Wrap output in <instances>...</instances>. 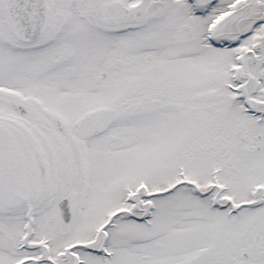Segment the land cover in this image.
Segmentation results:
<instances>
[{"label":"rangeland","instance_id":"rangeland-1","mask_svg":"<svg viewBox=\"0 0 264 264\" xmlns=\"http://www.w3.org/2000/svg\"><path fill=\"white\" fill-rule=\"evenodd\" d=\"M177 2L181 5L176 7L180 12L179 16L172 14L169 19L168 13H163L157 21H151L145 26L152 32L151 35L142 39L140 36V41L132 35L112 41L113 53L117 56L115 59L119 57L131 67L126 69L129 71L127 78L122 82L119 78L112 83L110 92H106L107 96L102 94L101 99L105 102H101L100 107L129 109L128 126H124L123 130L126 132L125 136L132 138V141L127 146L125 142L124 146L121 139L115 140L113 153L119 156L118 159L124 157L126 160L121 159L115 163V182L110 186L113 190L101 187L97 193L100 198L93 202L91 215L83 212L81 216H84L83 219L88 218V221L94 220L89 223L94 224L90 233L92 245H95L94 241H97L98 246L102 245V235H96L95 238L94 233L108 224L110 250L113 251L114 259L125 254L133 259L138 253L146 256L147 264H233L222 260L223 252L231 254L237 251L234 254L240 260L244 259L243 253L256 252L253 255L261 258L257 260V264H264V199L260 201L264 198V189L259 196L254 192L259 186L264 188V150L256 154L241 148V160H235L237 155L235 156L234 149L237 147L231 148L235 143L238 144L232 135L235 133L234 127L239 125L241 129H247L246 132L252 131L253 137L261 135L260 146L264 149V120L258 123L259 117L253 118L251 111L253 102H249L247 107L244 98H241L243 95L231 92L227 86L230 84L247 90L253 97V77L249 79V75H253V44L262 38V25L253 22V1L247 0L244 6L240 0H222L214 10L205 12V18L198 14L203 11V7L200 6L198 12H192L187 0ZM260 13L257 10V14ZM223 17L226 20L219 26L218 40L213 44L209 41V36L214 32V25ZM256 26L260 27L261 35L259 31L253 33ZM14 38L13 29L0 11V63L5 69L10 67L11 76L17 78L21 70L26 71L31 65L37 66V59L14 55L13 46H23ZM107 39L109 42L104 36L102 46L98 42L99 51L95 52V56L100 54L101 49H106L105 44L111 42ZM42 41L44 40L41 39L40 42ZM126 42L128 43L123 46ZM138 44H143L145 50L138 51ZM20 48L19 46L18 51ZM53 53L51 51V57ZM87 53L89 54L79 64L78 71L80 68L94 69V66L85 67L88 64L86 61L92 59L90 50ZM47 55L43 60L48 58ZM237 56H240L239 64L235 61ZM71 61L73 59L69 58L63 63L65 68H62L58 84L54 81L43 82L45 91L42 92L49 95L47 101L76 107L84 96L93 97L90 95L99 91L95 82L84 81V90L79 92L81 84L78 81L79 74L76 73L78 61L74 64ZM14 70L18 71L13 73ZM7 75L9 76V72L3 73V76ZM52 77L50 75L49 80ZM180 77L186 81L189 79L191 86L187 88V84L180 82ZM12 82L11 77L6 81L0 79V86L8 87ZM126 82H129L128 88L125 87ZM174 82L177 83L172 86L171 83ZM175 92L183 101L191 95L192 104L189 107H192L193 117H197L195 121L186 117L175 118L173 127L177 128V146L173 143L172 127L169 131L168 126L164 125L170 117L168 101L175 96ZM32 94L45 97L35 90ZM74 95L77 96L75 100L71 97ZM70 99L75 102L69 105L67 100ZM150 106L152 109L146 114L150 115L153 122L158 121L161 116V127L153 126L139 132L138 124L133 123L136 116L131 110L137 111L139 107L148 110ZM159 106L167 107V112L163 114L164 110ZM86 108L87 105L84 106ZM207 113L211 115L209 127L201 135L199 129L202 118H206ZM89 114L91 111L80 112L70 118L66 116V119L68 122H76ZM149 115L146 116V126L150 124ZM101 117L99 115L97 118ZM140 118L141 116L137 119ZM218 120L220 126L225 120V130L221 129L219 134L221 137L222 133L226 141L223 143L224 150L214 149L220 129L217 128ZM116 123L122 125L121 120ZM103 138L108 137L101 135L94 139L96 141H91L94 143L93 148L98 147L97 152H104L105 146H110V141L97 143ZM139 139L143 140L139 142ZM208 154L210 159L207 161ZM221 165L224 166L222 171L225 176L223 174L222 181L226 188L215 185L212 177L214 169H222ZM96 170L99 172V169ZM182 170L187 172L185 177L181 176ZM239 174L244 177L240 178ZM135 183L134 187L137 188L144 184L146 191L143 189L141 197L130 195L133 198L130 199V196L125 195L124 187ZM221 183L220 181V185ZM87 207L88 204L84 209ZM112 216L114 221L106 223ZM84 224L88 227V223H81L80 229L73 233L74 237H80ZM44 225L43 223V227ZM251 240L258 246L255 251L248 248ZM56 243L58 244V240ZM100 258L102 256L97 257V264H100ZM248 263L249 261L244 262Z\"/></svg>","mask_w":264,"mask_h":264},{"label":"flooded vegetation","instance_id":"flooded-vegetation-1","mask_svg":"<svg viewBox=\"0 0 264 264\" xmlns=\"http://www.w3.org/2000/svg\"><path fill=\"white\" fill-rule=\"evenodd\" d=\"M177 1L49 0L51 9L54 8V11L51 10L49 14L45 34L36 42L21 43L23 46L16 44L12 48L14 55H25L34 60L37 59V66L31 65L26 71L21 70L17 78H13L12 69L9 71L10 67L5 69L0 63V79L2 81L10 77L13 79L12 85L0 86V264L98 263L97 257L102 256L101 246H98L97 241H94L95 245H92V235H90L94 226L89 223H93L94 220L88 221V218L83 219L84 216L81 215L83 212L92 211L91 207L96 197L100 198L97 193L101 187H110L115 182L113 169L116 162L99 159L98 156L102 151L97 152L98 147L93 148L94 143L91 141L100 138L101 135L108 137L97 142L98 144L111 142L110 146H105L104 151H110L115 140L119 138L122 144L132 141L125 136L126 132L123 130L124 126H128L129 109L100 107L101 102L104 101L101 99L102 94L107 96L106 92H110L112 83L117 82L119 78H121L120 82L127 78L129 71L126 69L131 67L124 64L119 57L115 59L117 56L113 53L112 41L115 38L120 39L131 35L138 37L140 41V36L142 39L152 33L145 28L148 23L157 21L165 11L172 14L173 8L181 7ZM242 1V5L245 6L244 1L247 0ZM248 1H253V22L262 25L261 29L256 26L253 30V33L259 31V35L261 30L262 38L253 44V75L252 73L249 75V79L253 77V118L262 117L261 121L264 120V0ZM210 2L211 0H187L192 12L194 9L199 11L198 8L201 6L203 11L199 12L205 16ZM257 10L261 11L259 15ZM218 32L215 37L219 36ZM82 33H85L86 40L78 45L77 41ZM104 36L107 42H109L107 38L111 42L105 44L106 49L104 51L101 49L100 54L95 56V52L99 51L98 42L100 41L101 45ZM14 39L18 41L17 38ZM41 39L44 41L40 42ZM127 43H123V46ZM142 45H137L138 51L145 50ZM19 46L20 51H18ZM87 50H90L92 59L86 61L88 64L85 67L94 66V69L80 68L78 71L79 64L89 54ZM51 51L54 52L52 57ZM92 52L93 55H91ZM45 55L48 58L43 60ZM239 57L235 58L237 64L240 63ZM69 58L73 59L72 64L78 61L76 73L79 74L78 81L81 84L79 92L82 93L84 90L82 89L84 81L95 82L99 90L90 95L93 97L84 96L76 107L72 105L66 107L62 102H49L46 100L49 95L42 92L45 91L44 81L59 83L62 68H65L63 63ZM115 60H117L116 63ZM17 71L14 70L13 73ZM4 72H9V76H3ZM50 75H53L51 80H49ZM179 80L187 84V88L191 86L192 82L189 79L186 81L180 77ZM176 83L171 84L174 86ZM125 87H129V82L125 83ZM33 90L41 92L45 97L41 94L33 95ZM58 96L62 98L61 95ZM71 97L74 100L77 98L76 95ZM73 99L67 100V104L74 103ZM168 104L170 117L164 123L169 126V129L174 128L175 118L186 117L192 118L193 121L197 118L193 117L192 107H189L192 104L191 95L183 101L175 92V96L170 98ZM85 105H87L86 109H84ZM166 108L164 106L161 108L164 110L163 114L167 112ZM145 109L147 110V108L139 107L137 111L131 110L134 117L136 116L133 123L138 124L139 132L146 127ZM86 111H91V114L82 117L79 121L68 122L66 119ZM99 115L102 117L97 118ZM139 116L141 118L137 119ZM159 118L161 122V116ZM210 118V113H207L206 118H202L199 129L201 135L208 130ZM119 120L122 121V125L116 123ZM172 128L173 143L177 146V128ZM217 128L219 131L216 148L224 150L223 143L226 141L222 133L221 137L219 134L221 129L225 130V120L221 126L218 120ZM234 130L235 133L232 136L233 139L236 138L238 144L235 143L231 148L237 147L236 150L234 149L235 156L241 152V148L256 154L264 150L263 146H260L261 135L253 137L252 131L246 132L247 129L243 130V127L241 129L239 125L234 127ZM143 136H145L144 133ZM221 155L225 158L223 154ZM107 157L112 158L109 154ZM239 157L240 155L235 160H239ZM102 162H109V164L101 167ZM221 164L224 163L221 162ZM221 167L222 176L223 174L225 176V172L222 171L224 166L221 165ZM234 170L236 171V168ZM137 183L126 185L124 188H128L131 195L141 197L142 188L134 187ZM110 188L113 190L112 187ZM261 190L258 189L257 196L261 195ZM87 204L88 207L85 210ZM28 206L33 209L36 217L35 234L30 241L32 251H26L20 244V238L23 237L24 232L23 223H26L24 214ZM66 211L69 212L68 215ZM81 223H88V227L84 224L80 237H74L73 233L80 229ZM94 236L96 238L95 233ZM248 248L255 251L258 246L253 243ZM223 253L222 260L231 261L233 264H244L246 261H249L248 264H257V260L261 259L253 255L256 252L243 253L244 259L241 260L235 255L237 251L231 254ZM90 256L94 257L90 258ZM128 257L129 254L117 259L113 257L108 264H147L145 255L137 253L134 257L132 256L133 259ZM100 264H102V258H100Z\"/></svg>","mask_w":264,"mask_h":264},{"label":"water","instance_id":"water-1","mask_svg":"<svg viewBox=\"0 0 264 264\" xmlns=\"http://www.w3.org/2000/svg\"><path fill=\"white\" fill-rule=\"evenodd\" d=\"M4 3L6 5V9L13 17L12 12H11L12 7L9 1L4 0ZM44 5L46 6L45 0H28L27 19L19 20L21 23V26L20 25L16 26V30L18 31V34L23 39L31 40L41 34L42 30L44 29V25L40 26V21H39L40 19L37 16H38V10H39L38 8L40 7L42 9V14H43L44 22H45V16L48 14V9H47V6L45 8ZM13 19H14V22L16 23L15 16L13 17ZM32 32H36V33L31 35Z\"/></svg>","mask_w":264,"mask_h":264},{"label":"bare ground","instance_id":"bare-ground-1","mask_svg":"<svg viewBox=\"0 0 264 264\" xmlns=\"http://www.w3.org/2000/svg\"><path fill=\"white\" fill-rule=\"evenodd\" d=\"M168 12H170V10L168 11ZM165 14H166V11H165ZM172 14L173 15H175V14H177V16H179V14H180V12H178V10L176 9V8H173L172 9ZM172 14H171V12L168 14V18L169 19H171L172 18ZM164 16V15H163ZM153 33H156V31L155 32H153ZM149 35H151V34H149ZM86 39H85V33H82V35L79 37V39H78V41H77V43H78V45H80V44H82L84 41H85ZM248 94V91L247 90H245V95H247ZM220 100H221V98H220ZM249 105V104H248ZM251 109V108H250ZM251 111H253V109H251ZM260 118H262V117H259L258 118V120H257V122L259 123V121H260ZM116 139H118V138H116ZM120 139V138H119ZM141 140H143V139H140V141ZM139 141V142H140ZM192 145H195L194 143H192ZM214 149H216L217 150V148H215L214 147ZM109 154V156L110 157H112V158H109V157H107V155ZM111 154V155H110ZM209 156H210V154H208L206 157H207V161H208V159H209ZM237 156H239V154H237ZM98 158L99 159H103V160H110V161H114V162H120V160L122 159H118L119 158V156L116 154V153H113V152H111V151H106V153L105 154H102V153H100L99 154V156H98ZM241 157H239V160H241L240 159ZM123 160V159H122ZM124 161V160H123ZM122 162V161H121ZM101 164V167H103V166H107L108 164H109V162H102V163H100ZM99 164V165H100ZM99 165H98V167H99ZM105 168V167H104ZM184 169H185V167H184ZM185 171H186V169H185ZM219 171H220V169H219ZM187 173V172H186ZM214 176V171H213V173H212V177ZM209 177V176H208ZM220 178H221V171H220ZM195 186V185H194ZM97 198H99V197H96V199ZM89 199H90V197H89ZM260 201H263V198H261V200ZM90 204L92 203V201H88ZM258 220H256V222H257ZM256 222H254V223H256ZM105 237V236H104ZM250 245H252L251 243L248 245V246H250ZM99 254V253H98Z\"/></svg>","mask_w":264,"mask_h":264}]
</instances>
